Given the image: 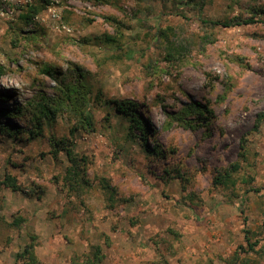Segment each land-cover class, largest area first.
<instances>
[{"label":"rangeland","instance_id":"rangeland-1","mask_svg":"<svg viewBox=\"0 0 264 264\" xmlns=\"http://www.w3.org/2000/svg\"><path fill=\"white\" fill-rule=\"evenodd\" d=\"M235 18L258 23H203ZM161 29L185 56L166 61ZM0 66V109L24 111L1 118L25 130L0 138V182L23 188H0V264L29 235L40 264H264V0H0ZM191 102L206 119L179 116Z\"/></svg>","mask_w":264,"mask_h":264},{"label":"trees","instance_id":"trees-1","mask_svg":"<svg viewBox=\"0 0 264 264\" xmlns=\"http://www.w3.org/2000/svg\"><path fill=\"white\" fill-rule=\"evenodd\" d=\"M40 3H45L48 4L50 0H37ZM101 1V0H100ZM103 1V0H102ZM105 1V0H104ZM35 14V13H34ZM32 14H27L24 16V20L26 23L30 24L33 22V17L35 15ZM203 23L207 26H212V27H223V28H232V27H241V26H247L251 24H256L258 23L254 19H241V18H235L233 20H219V21H205L203 20ZM171 30H158V36L162 39H164V50L166 51V61L168 62H173L176 60L181 59V56H185L187 53L186 47H184L183 44H180L178 40L175 38H171V35L169 33ZM111 43H116V40L112 39L110 40ZM44 72H49V70H44ZM6 75V71L4 68L0 66V82L3 79V77ZM79 87L81 86V82L79 81ZM84 85L82 84V87ZM73 88H70L68 92L70 93H78L76 90H72ZM9 96H5L0 92V101H4ZM45 98L42 99L44 101ZM49 99L47 98V101ZM116 112L120 114L122 117L128 119L131 122V137L133 136L135 131H138L142 133V136H146V132L148 130L145 120L141 117V114L137 111L138 109V104H136L133 101L130 100H124V101H116ZM33 113H39L41 115H47L49 113H52V108L50 109L49 106L46 104L40 103L34 107L32 110ZM23 114L22 111L19 108H13L11 112H8L7 110L0 109V138H8L12 139L15 137L19 138V135L25 134V130L21 129L15 125H12L11 121L3 120L1 117L3 114H6L7 117H10L12 115H19ZM208 113V108L200 103L197 102H191L186 106V108L183 110V112L179 115L180 117L183 115H196L198 119H206V115ZM38 118H42V116H38ZM35 118L32 117V121H34ZM38 129V127H36ZM39 135V134H38ZM32 136V133H31ZM145 140V151L149 154H157L160 152L159 148H154L150 149V147L147 146ZM64 150L67 153L68 159L71 163V167L69 170V173L72 174V177H76L78 174V171H80V167L82 166L83 160H80L77 156V154L71 150L68 149L67 147H64ZM241 169L240 164L236 163L231 166V168L224 170L222 173L216 176L215 178V184L217 186H222L225 189H229L231 187H235L237 184V180L234 177V174H238L239 170ZM2 186H5L6 188L12 189L14 192H20L23 191V188L19 185L18 180L12 176V175H6L4 181L0 182V188ZM249 191L251 192H259V190L255 189H250ZM1 220V218H0ZM245 222L247 223V219H245ZM14 225L16 228L21 229L20 226V221L17 220ZM250 231L247 232V243L249 244L250 249H254L253 244H251V240L249 238ZM29 243L23 248L21 252H19L16 257H15V264H40V259L37 256L36 249L38 246V237L35 235H29ZM95 260V261H94ZM102 261V257L100 256V249L98 248L97 253L95 254L93 259H90L89 262L90 264H97L98 262ZM239 261V258L237 259ZM248 264V263H247Z\"/></svg>","mask_w":264,"mask_h":264},{"label":"built area","instance_id":"built-area-1","mask_svg":"<svg viewBox=\"0 0 264 264\" xmlns=\"http://www.w3.org/2000/svg\"><path fill=\"white\" fill-rule=\"evenodd\" d=\"M32 0H19V3H24V2H31Z\"/></svg>","mask_w":264,"mask_h":264}]
</instances>
